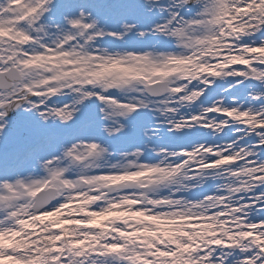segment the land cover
Wrapping results in <instances>:
<instances>
[{
    "label": "snow or ice",
    "instance_id": "1",
    "mask_svg": "<svg viewBox=\"0 0 264 264\" xmlns=\"http://www.w3.org/2000/svg\"><path fill=\"white\" fill-rule=\"evenodd\" d=\"M0 264H264V0H0Z\"/></svg>",
    "mask_w": 264,
    "mask_h": 264
}]
</instances>
